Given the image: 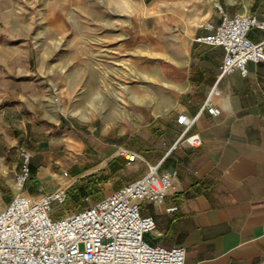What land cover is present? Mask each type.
<instances>
[{"label":"crops","instance_id":"obj_1","mask_svg":"<svg viewBox=\"0 0 264 264\" xmlns=\"http://www.w3.org/2000/svg\"><path fill=\"white\" fill-rule=\"evenodd\" d=\"M217 3L231 16L264 20V0H135L130 13L96 0H0V210L16 192L20 147L32 154L23 192L33 199L58 187L78 195L93 177L99 191L70 203L69 213L156 165L177 176L163 204L141 202V213L156 220L145 234L149 243L185 247V264H264V90L257 84L264 83V61L250 62L247 76L219 79L224 48L198 40L214 32L207 24H220ZM116 12L117 31L136 41L120 85L91 67L80 75L47 63L44 56L76 49L44 48L41 39H79L80 24L93 28ZM249 36L261 41L264 29ZM214 86L218 115L204 108ZM182 113L189 126L178 122ZM194 133L199 146L173 148ZM122 148L137 159L129 164Z\"/></svg>","mask_w":264,"mask_h":264},{"label":"built area","instance_id":"obj_2","mask_svg":"<svg viewBox=\"0 0 264 264\" xmlns=\"http://www.w3.org/2000/svg\"><path fill=\"white\" fill-rule=\"evenodd\" d=\"M216 7L220 24H207L214 32L198 40L224 48L219 79L234 71L247 76L250 62L264 61V39L255 42L249 36L254 27L264 29V20L250 13L231 16L220 3ZM257 84L264 90V83ZM218 94L220 90L214 86L204 104L213 115L220 113L212 102ZM177 120L187 126L192 122L185 113L179 114ZM201 143L198 133L183 134L173 148ZM121 153L129 164L138 157L126 148ZM20 154L23 162L16 174L19 192L0 210V264H185V247L154 245L145 239V234L156 228V220L141 213V202L145 199L156 205L165 202L174 188L176 171L160 173L158 166L150 165L141 179L82 210L54 218V202H66L67 188L58 187L36 199L26 195L23 188L31 173V153L20 147Z\"/></svg>","mask_w":264,"mask_h":264},{"label":"rangeland","instance_id":"obj_3","mask_svg":"<svg viewBox=\"0 0 264 264\" xmlns=\"http://www.w3.org/2000/svg\"><path fill=\"white\" fill-rule=\"evenodd\" d=\"M97 2L105 3L110 7V11H128L134 7L135 0H126L124 3L121 0H96ZM122 2V6H121ZM126 4V8L123 6ZM116 6V8L114 7ZM122 15V14H121ZM106 22L99 23L97 19L96 26L88 28L87 25L80 24L79 27V39L71 38V33H59L53 35L52 39H49L46 43L45 39L39 41V46L63 48L65 50L76 49V51L69 52L63 56H44L47 63L51 64L52 61L64 65L65 70H70V73L86 74L88 67L95 69L97 75H111L112 81L120 85V81H125L129 78V70L133 63L134 56L131 54V50L136 48V41L132 38V35L127 33L126 36L119 31L123 27L120 25V14L116 12L115 16H111ZM123 23V22H121ZM116 25V26H115ZM79 48V51L77 49ZM68 73V72H67ZM98 79V76H97ZM84 77L81 79L79 91L84 88ZM31 153V152H30ZM21 156V154H20ZM32 157V154H31ZM22 158V156H21ZM23 162V159H22ZM22 166V163H21ZM21 171V168L18 172ZM17 172V173H18ZM16 173V174H17ZM15 194L19 192L16 184V177L14 182ZM14 198V197H13ZM93 201H89L91 203ZM54 218H62L69 214L70 203H58L54 202ZM72 206V205H71ZM79 210V209H75ZM56 214V215H55Z\"/></svg>","mask_w":264,"mask_h":264},{"label":"trees","instance_id":"obj_4","mask_svg":"<svg viewBox=\"0 0 264 264\" xmlns=\"http://www.w3.org/2000/svg\"><path fill=\"white\" fill-rule=\"evenodd\" d=\"M86 180H87V183L84 186H82V189L80 191L81 193L79 192L78 195L72 194L71 197H69L68 190H67L68 197L65 203L67 202L72 203L74 201L76 203H80V200L82 198L86 200L87 198H89L90 194H94L99 191V189L97 188V183L96 184L92 183L93 182L92 176L87 177ZM84 191H86L87 193L83 194Z\"/></svg>","mask_w":264,"mask_h":264}]
</instances>
